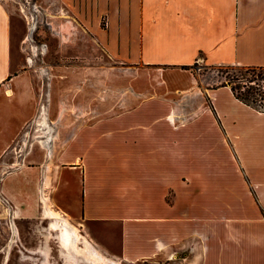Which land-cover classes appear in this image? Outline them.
Here are the masks:
<instances>
[{"label":"crops","instance_id":"0c3cea01","mask_svg":"<svg viewBox=\"0 0 264 264\" xmlns=\"http://www.w3.org/2000/svg\"><path fill=\"white\" fill-rule=\"evenodd\" d=\"M26 10L0 0V264L15 258L23 224L42 219L44 196L80 226L109 229L127 264H264V110L229 83L191 84L186 104L197 107L183 115L158 94L168 84L152 83L155 95L42 152V137L30 141L39 99L18 36ZM42 15L87 28L140 71L264 67V0H42Z\"/></svg>","mask_w":264,"mask_h":264},{"label":"rangeland","instance_id":"374dc122","mask_svg":"<svg viewBox=\"0 0 264 264\" xmlns=\"http://www.w3.org/2000/svg\"><path fill=\"white\" fill-rule=\"evenodd\" d=\"M10 1L16 4L24 2L29 13V25L25 23L18 36L24 42V56L30 58L39 99L31 124L30 141L37 142V137H42V142L49 140L45 146L42 143V152H46L52 144L64 143L73 126L83 125L88 119L119 114L131 109L141 99L155 95L152 83L168 84L170 90L158 91V94L161 97L173 95L179 113L192 115L197 104L193 107L186 104L185 88L191 84L211 88L230 83L228 79L235 73V67H207L202 62L187 69L171 71L167 73L169 75L161 69L140 71L139 66L120 62L106 53L100 44L91 39L87 28H71L65 33L64 28L68 25H48L51 16L46 18L42 15V0ZM258 84L264 90V80H259ZM52 155L46 158L42 153L43 162L55 157V154ZM44 199H47V204ZM47 207L68 218L77 229L79 240L75 248L65 250L62 247L60 229L52 228V220L46 214ZM42 208V219L23 224L21 242L16 247L11 264H127L119 258L118 240L114 245L108 242L106 236L110 233L109 229L99 225L80 226L53 206L48 196L43 197ZM113 232L118 234L119 230ZM85 240L98 250L100 257L90 258ZM102 246L107 250H103ZM134 264L181 262L150 260Z\"/></svg>","mask_w":264,"mask_h":264},{"label":"trees","instance_id":"16d2710c","mask_svg":"<svg viewBox=\"0 0 264 264\" xmlns=\"http://www.w3.org/2000/svg\"><path fill=\"white\" fill-rule=\"evenodd\" d=\"M228 67H235L234 75L228 79L234 95L247 105L264 110V90L258 84L259 80H264V67ZM187 68L183 67V69ZM226 84L228 83L223 85Z\"/></svg>","mask_w":264,"mask_h":264},{"label":"bare ground","instance_id":"6f19581e","mask_svg":"<svg viewBox=\"0 0 264 264\" xmlns=\"http://www.w3.org/2000/svg\"><path fill=\"white\" fill-rule=\"evenodd\" d=\"M70 29H71V26L68 25L67 28H64V32L67 33V31H69ZM47 139H48V137H47ZM48 141L49 140H45L42 143L45 145V143ZM44 203L47 204L46 199H44ZM46 214H47V217L52 220V223H51L52 228L54 230L60 229L59 240H60L62 247L65 250H71V249L75 248L76 244H78L79 234H78L77 229L70 224L68 218L60 215L58 212L52 210L49 207H47V209H46ZM84 244L88 250L90 258L95 259V258H98L101 256V254L98 252V250L91 243H89V241L85 240Z\"/></svg>","mask_w":264,"mask_h":264}]
</instances>
